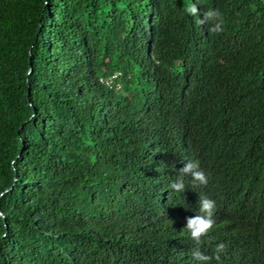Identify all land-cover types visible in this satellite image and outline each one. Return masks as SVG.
I'll return each instance as SVG.
<instances>
[{
	"label": "trees",
	"instance_id": "1",
	"mask_svg": "<svg viewBox=\"0 0 264 264\" xmlns=\"http://www.w3.org/2000/svg\"><path fill=\"white\" fill-rule=\"evenodd\" d=\"M192 2L0 0V264H264V0Z\"/></svg>",
	"mask_w": 264,
	"mask_h": 264
},
{
	"label": "clouds",
	"instance_id": "2",
	"mask_svg": "<svg viewBox=\"0 0 264 264\" xmlns=\"http://www.w3.org/2000/svg\"><path fill=\"white\" fill-rule=\"evenodd\" d=\"M185 11L188 14L196 15L199 9L192 0H187ZM213 22L210 27L211 32H222L223 21L219 10H207L203 14V19L198 20V23ZM191 175L193 181L206 185L208 183L205 172L200 168L199 161H188L180 168V176L171 182L169 187L177 192H181L185 189L184 176ZM198 214L195 216H189L186 218V228L191 234V238L195 241L197 247L191 250V255L197 260H208L210 257L204 256L200 251L199 245L201 244V238L206 236L214 225L213 211L215 209V201L207 197L206 195L199 194L198 198ZM225 245L221 242L216 245V259H219V253L223 251Z\"/></svg>",
	"mask_w": 264,
	"mask_h": 264
}]
</instances>
